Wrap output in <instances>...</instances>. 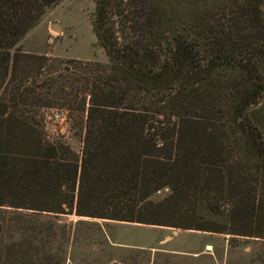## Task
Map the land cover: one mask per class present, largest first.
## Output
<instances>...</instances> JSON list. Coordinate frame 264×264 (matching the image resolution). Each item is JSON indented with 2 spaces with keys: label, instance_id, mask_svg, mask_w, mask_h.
I'll return each instance as SVG.
<instances>
[{
  "label": "trees",
  "instance_id": "1",
  "mask_svg": "<svg viewBox=\"0 0 264 264\" xmlns=\"http://www.w3.org/2000/svg\"><path fill=\"white\" fill-rule=\"evenodd\" d=\"M62 1L0 0V209L264 240V0H94L107 62L24 51Z\"/></svg>",
  "mask_w": 264,
  "mask_h": 264
},
{
  "label": "rangeland",
  "instance_id": "2",
  "mask_svg": "<svg viewBox=\"0 0 264 264\" xmlns=\"http://www.w3.org/2000/svg\"><path fill=\"white\" fill-rule=\"evenodd\" d=\"M94 11V0H63L26 35L22 49L55 58L107 62L93 31ZM56 112L70 114L62 108L46 110L49 136L62 138L80 153L82 140L75 123L70 118L66 125L54 122L51 116ZM0 222V264L264 262V240L258 238L11 208L0 209ZM207 242L213 251L206 250ZM174 248L188 253H173Z\"/></svg>",
  "mask_w": 264,
  "mask_h": 264
},
{
  "label": "built area",
  "instance_id": "3",
  "mask_svg": "<svg viewBox=\"0 0 264 264\" xmlns=\"http://www.w3.org/2000/svg\"><path fill=\"white\" fill-rule=\"evenodd\" d=\"M52 120L56 123H59L60 125H66L68 124V116L63 113H54L53 116H51Z\"/></svg>",
  "mask_w": 264,
  "mask_h": 264
},
{
  "label": "crops",
  "instance_id": "4",
  "mask_svg": "<svg viewBox=\"0 0 264 264\" xmlns=\"http://www.w3.org/2000/svg\"><path fill=\"white\" fill-rule=\"evenodd\" d=\"M160 243H165V242H160ZM211 247H212L211 243L207 242L206 243V250L209 251V252L213 251V250H211ZM171 252L178 253V254H180V253H188L186 251L178 250V249H175V248L173 250H171ZM211 253L213 254V252H211ZM195 254L197 255L198 253H195ZM213 256H216V255L213 254ZM253 264H255V263H253ZM260 264H264V262H261Z\"/></svg>",
  "mask_w": 264,
  "mask_h": 264
},
{
  "label": "water",
  "instance_id": "5",
  "mask_svg": "<svg viewBox=\"0 0 264 264\" xmlns=\"http://www.w3.org/2000/svg\"><path fill=\"white\" fill-rule=\"evenodd\" d=\"M55 29H59L57 26H54Z\"/></svg>",
  "mask_w": 264,
  "mask_h": 264
}]
</instances>
